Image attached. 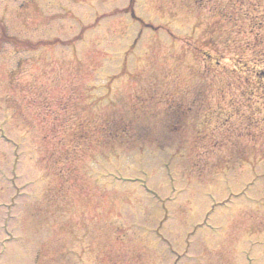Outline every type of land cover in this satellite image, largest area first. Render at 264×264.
Masks as SVG:
<instances>
[{
  "label": "rangeland",
  "instance_id": "374dc122",
  "mask_svg": "<svg viewBox=\"0 0 264 264\" xmlns=\"http://www.w3.org/2000/svg\"><path fill=\"white\" fill-rule=\"evenodd\" d=\"M1 21L0 264H264V0H0Z\"/></svg>",
  "mask_w": 264,
  "mask_h": 264
},
{
  "label": "trees",
  "instance_id": "16d2710c",
  "mask_svg": "<svg viewBox=\"0 0 264 264\" xmlns=\"http://www.w3.org/2000/svg\"><path fill=\"white\" fill-rule=\"evenodd\" d=\"M251 77L258 78L260 80L264 79V69H260L258 71L254 70Z\"/></svg>",
  "mask_w": 264,
  "mask_h": 264
}]
</instances>
